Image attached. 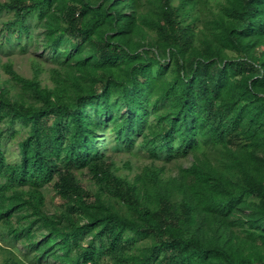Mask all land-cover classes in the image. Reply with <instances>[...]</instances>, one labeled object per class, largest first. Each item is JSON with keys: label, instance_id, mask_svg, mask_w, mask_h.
<instances>
[{"label": "trees", "instance_id": "obj_1", "mask_svg": "<svg viewBox=\"0 0 264 264\" xmlns=\"http://www.w3.org/2000/svg\"><path fill=\"white\" fill-rule=\"evenodd\" d=\"M2 13L0 35L34 32L56 66L52 87L38 60L31 78L7 63L0 82V227L24 251L0 264H264V0H5ZM106 134L152 162L118 174ZM187 158L170 176L155 164Z\"/></svg>", "mask_w": 264, "mask_h": 264}, {"label": "rangeland", "instance_id": "obj_2", "mask_svg": "<svg viewBox=\"0 0 264 264\" xmlns=\"http://www.w3.org/2000/svg\"><path fill=\"white\" fill-rule=\"evenodd\" d=\"M8 18L9 15L6 13L0 15V27H2V23ZM1 43L6 44L7 47H2ZM23 47L25 50H23ZM47 53L48 52H42L41 45L37 42V37L34 32H32L30 37H25L22 42H18L16 36H10L6 33H4L3 36L0 35V82L10 79V75L5 71L7 63H12L15 71L22 76L31 78L34 73L33 62L34 60H38L43 66V72L40 75L43 85L52 87L53 83L50 78V69L55 67L56 64L52 63L51 60L47 58ZM100 140L101 145L103 147L108 146V153L114 156L118 168L117 173L120 175L132 179L141 172L143 167L152 162V159L148 158V156L138 148L133 149L130 153L117 149L111 134L104 135ZM17 151L16 140H8L7 153L10 161H16L18 159ZM190 162L191 158H187L169 164L164 162V160H159L156 161L155 164L164 167L166 169L165 175L170 176L178 172L180 165H189ZM127 163H129L130 167L127 166ZM85 173L83 175L79 174L80 179L87 188L92 189L93 185ZM45 191L48 201L47 208L49 211H54L56 207L60 205V200H55L51 188ZM6 250H14L21 259L24 257V251L21 245L16 246L10 238H8L6 231L0 227V263L6 258Z\"/></svg>", "mask_w": 264, "mask_h": 264}]
</instances>
